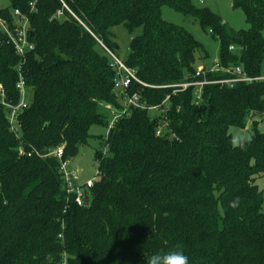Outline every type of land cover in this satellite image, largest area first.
Instances as JSON below:
<instances>
[{
	"label": "trees",
	"instance_id": "obj_1",
	"mask_svg": "<svg viewBox=\"0 0 264 264\" xmlns=\"http://www.w3.org/2000/svg\"><path fill=\"white\" fill-rule=\"evenodd\" d=\"M64 1L83 24L59 0H9L0 9L10 24L15 10L28 18L35 45L23 62L0 32V264H146L145 257L176 249L188 264H264V190L256 184L264 180L257 120L264 81L210 84L200 101L193 87L174 94L173 86L195 79L197 59L208 54L187 29L162 17L166 6L194 19L219 41L221 67L240 66L255 78L264 75V0H234L250 26L239 31L193 0ZM117 27L130 37L124 63L158 87L134 82L130 94L139 93L147 107L169 99L156 116L133 109L95 137L93 127L109 125L105 107L121 108L98 42L115 53ZM20 74L28 107L15 136L3 102H20ZM249 123L252 135L236 143L233 130ZM94 138L103 147L95 154L98 179L88 204L78 206L66 193L60 161L48 154L63 146L70 161Z\"/></svg>",
	"mask_w": 264,
	"mask_h": 264
},
{
	"label": "built area",
	"instance_id": "obj_2",
	"mask_svg": "<svg viewBox=\"0 0 264 264\" xmlns=\"http://www.w3.org/2000/svg\"><path fill=\"white\" fill-rule=\"evenodd\" d=\"M63 9L68 10L74 18H76L81 24H83L67 7L64 0H59ZM31 7L34 8V5L31 3ZM62 10L57 11L55 17L61 16ZM12 17L14 21L10 24L6 19L0 18V32H2L7 38L9 43H11L16 51V54L25 62V57L30 52L34 51L35 45L33 42L29 40L30 30H29V21L28 18L23 15L19 10H15L12 13ZM84 26V25H83ZM101 47L104 49L106 54L110 58V65L115 72L114 79V91L118 94L120 99L121 108H115L111 105H107L105 108L110 116L109 125L107 127V135L110 130L115 126L116 122L123 117H128L131 114L133 109H147L151 112L153 111H165L161 110L163 106L167 105L168 98L163 101L162 105L157 107H147L146 104L140 101V94H130L131 85L135 82L143 87L149 88H158L155 86H150L142 81L136 75V72L127 67L123 60H121L113 51L107 48L100 40H98ZM234 48L231 47V50ZM212 72H222L229 75L228 78L209 81L206 76L208 73ZM256 81H264V75L261 77L252 78L247 75L246 72L242 69V67H232V68H223L220 66L219 61L214 63V66L210 69L201 68L195 74V79L186 81L180 85L173 86L172 88H176L173 92H183L188 90L189 88H195V97L197 100H201V96L203 93V88L210 84H220L226 85L229 87H233L238 83H247L251 84ZM17 89L21 94L20 102L14 106L7 103L3 104L9 110L8 120L10 125V131L18 136L21 130V124L19 122L20 113L28 107V97L26 93V83L23 76L19 75V81L17 83ZM3 97V93H0ZM167 127V123L159 126L156 132L157 137H161L164 135V129ZM108 152V147L104 148V154ZM20 155H24L25 153L20 150ZM31 154H28L30 156ZM64 155V147L61 146L54 151L50 152L48 156L56 157L60 161V173L62 175V179L64 181V187L68 196L72 197L75 200V203L78 206H84L85 200H88V191L94 185L96 179L87 180L86 182H81L80 173L77 170L71 169L68 160H63ZM62 264H67L66 259L62 262Z\"/></svg>",
	"mask_w": 264,
	"mask_h": 264
},
{
	"label": "rangeland",
	"instance_id": "obj_3",
	"mask_svg": "<svg viewBox=\"0 0 264 264\" xmlns=\"http://www.w3.org/2000/svg\"><path fill=\"white\" fill-rule=\"evenodd\" d=\"M193 3L198 8H206L217 14L229 25V27L236 31L248 30L250 28L246 22L244 13L241 10L235 9L233 7L234 0H193ZM9 5V0H0V9H6L9 7ZM162 17L169 23H173L177 26L187 29L194 36V38L203 45L206 53L208 54V58L197 59V69L212 68L214 63L220 60L221 48L219 41L211 34L204 33L201 30L198 22H196L194 19H187L181 13L166 6L162 8ZM114 33L117 39L116 42L119 46V49L116 50L115 53L121 60H124L128 53L130 37L122 27L115 28ZM157 113L158 112L155 111L152 112L153 116H156ZM257 120L259 122V130L264 132V116L257 117ZM91 134L95 137L101 135L106 136L107 129L104 127L95 126L91 129ZM251 135L252 133L250 123L247 125V129L245 130H233V136L236 143L238 140L249 138ZM102 148L103 147L100 139L94 138L90 141L89 145L82 146L80 148L77 157L69 161L71 169L82 171V174L80 175V180H82L81 182L84 183L85 181L94 178L98 179V169L95 164V154L97 150ZM256 184L261 190H264V180L262 178H258L256 180Z\"/></svg>",
	"mask_w": 264,
	"mask_h": 264
},
{
	"label": "clouds",
	"instance_id": "obj_4",
	"mask_svg": "<svg viewBox=\"0 0 264 264\" xmlns=\"http://www.w3.org/2000/svg\"><path fill=\"white\" fill-rule=\"evenodd\" d=\"M146 264H188V258L181 249L170 250L166 253H154L145 257Z\"/></svg>",
	"mask_w": 264,
	"mask_h": 264
},
{
	"label": "water",
	"instance_id": "obj_5",
	"mask_svg": "<svg viewBox=\"0 0 264 264\" xmlns=\"http://www.w3.org/2000/svg\"><path fill=\"white\" fill-rule=\"evenodd\" d=\"M30 36L33 37V33H31ZM181 112H185V106L184 105L181 107ZM87 204H88V200L86 199L85 205H87Z\"/></svg>",
	"mask_w": 264,
	"mask_h": 264
},
{
	"label": "crops",
	"instance_id": "obj_6",
	"mask_svg": "<svg viewBox=\"0 0 264 264\" xmlns=\"http://www.w3.org/2000/svg\"><path fill=\"white\" fill-rule=\"evenodd\" d=\"M224 22H225V21H224ZM78 172L80 173V175L82 174V171L79 170ZM81 181H82V180H81ZM85 182H86V181H85Z\"/></svg>",
	"mask_w": 264,
	"mask_h": 264
}]
</instances>
